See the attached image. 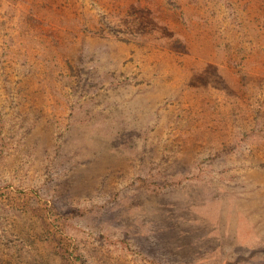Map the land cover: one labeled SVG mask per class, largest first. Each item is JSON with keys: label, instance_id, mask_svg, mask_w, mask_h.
<instances>
[{"label": "rangeland", "instance_id": "rangeland-1", "mask_svg": "<svg viewBox=\"0 0 264 264\" xmlns=\"http://www.w3.org/2000/svg\"><path fill=\"white\" fill-rule=\"evenodd\" d=\"M0 264H264V0H0Z\"/></svg>", "mask_w": 264, "mask_h": 264}]
</instances>
